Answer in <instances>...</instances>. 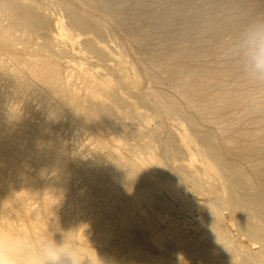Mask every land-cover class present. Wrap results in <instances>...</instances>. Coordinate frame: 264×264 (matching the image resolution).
Returning <instances> with one entry per match:
<instances>
[{"label": "rangeland", "instance_id": "rangeland-1", "mask_svg": "<svg viewBox=\"0 0 264 264\" xmlns=\"http://www.w3.org/2000/svg\"><path fill=\"white\" fill-rule=\"evenodd\" d=\"M18 1L47 23L0 0V235L71 237L97 264H229L194 189L227 198L225 163L264 186L238 156L264 134L241 57L264 0L68 2L101 33L64 0Z\"/></svg>", "mask_w": 264, "mask_h": 264}, {"label": "bare ground", "instance_id": "bare-ground-1", "mask_svg": "<svg viewBox=\"0 0 264 264\" xmlns=\"http://www.w3.org/2000/svg\"><path fill=\"white\" fill-rule=\"evenodd\" d=\"M88 1H89L88 5L91 9L93 10L100 9L98 6L97 0H88ZM68 2L69 3H80L81 0H64V3L62 5L63 9L70 16H72L73 21L77 25L82 26L87 29L94 28L99 33L102 32L98 26H95L92 23L89 16L78 15L70 7V5H68ZM3 3L9 12H12L13 14L18 16L25 22H28L30 24H41V25H44L47 23L45 17L40 12V9L42 8L41 5H38L36 7L32 5L28 6L22 2H19L18 0H3ZM208 9L211 10V8H208ZM103 10L107 14L108 17L113 18L114 21L117 22L115 16L111 14L110 11L107 10V8L103 7ZM223 36L224 35L222 34V38H224ZM225 36L227 37V35ZM229 36L230 35H228V37ZM173 45L175 46L174 43ZM222 81L224 80L222 79ZM256 105H260V104H256ZM193 127L197 129L196 125H193ZM196 132L198 136L200 137V139L203 142L208 143L210 147L213 149V145H214L213 133L208 130L207 131L197 130ZM262 141H264V134H259L254 140V142H251L249 145L245 147L243 146V148H240L238 150V156L242 158L243 160H246L250 164L249 166L251 168L252 174L255 176L256 179L261 180V182L264 185V146L260 145ZM222 169L224 173L226 174V178L229 180V183L227 186V191H228L227 198L221 199V198L209 196V195H206L204 190L201 188L194 189V193L197 196L203 197V200L205 201V203L209 205V207L211 208V216L213 218V222L214 224L218 225V228H214V227L212 228V233L210 234L211 235L210 237L212 238L213 241H218L220 243L219 245L221 246L222 250L225 251L227 258L230 260L229 264H264V186L260 187V185L255 184L254 182H251L249 177H245L243 174L242 175L240 174V177H235L234 174H239V170L232 167V165L228 163H225L222 166ZM50 186L51 188H56V186L53 184H50Z\"/></svg>", "mask_w": 264, "mask_h": 264}, {"label": "clouds", "instance_id": "clouds-1", "mask_svg": "<svg viewBox=\"0 0 264 264\" xmlns=\"http://www.w3.org/2000/svg\"><path fill=\"white\" fill-rule=\"evenodd\" d=\"M241 57L249 78L264 82V16L246 27ZM91 251L95 252L92 248ZM97 261V254L93 260L71 237L57 241L48 236L32 240L0 235V264H97Z\"/></svg>", "mask_w": 264, "mask_h": 264}]
</instances>
